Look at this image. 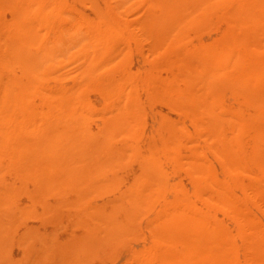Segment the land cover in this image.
Masks as SVG:
<instances>
[{
    "label": "rangeland",
    "instance_id": "rangeland-1",
    "mask_svg": "<svg viewBox=\"0 0 264 264\" xmlns=\"http://www.w3.org/2000/svg\"><path fill=\"white\" fill-rule=\"evenodd\" d=\"M13 1L0 0V75L6 74L5 77L9 73L2 62L3 45L6 43L3 30L11 29L13 18L12 9L6 8L5 4ZM30 1L36 2V15L52 11L58 17L63 8L66 14L63 13L61 19L66 26L80 16L93 25L95 38L99 33L112 42L115 52L111 65L107 67L109 70L113 66L109 76L117 81L129 78L131 96L140 110L126 109L122 124L116 128L115 134L120 133V139L115 140L117 146L114 145V150L116 147L117 151L124 148L127 153L122 162L108 172L107 178L115 184L112 190L104 191L102 195L90 192L88 200L78 206L80 197L77 190H64L47 197L43 202L45 206L62 212L63 216L58 220L52 215L48 216L50 219L45 216L42 205H31L26 194L16 199L15 221L18 224V219L22 220L14 227L13 240L10 239L13 243L8 247H11L12 262L24 255L21 235L31 228L39 235L57 237L59 242L71 237L81 239L92 228L97 229V219L88 212L99 206L109 211L110 206L106 203L121 197L128 187L136 183L145 166L155 165L168 180L171 193L167 198H179L188 214L200 215L209 230H221L235 248L236 259L224 261V250L214 247L213 257L203 264H264V0H237L238 3L235 0H210V6L199 3L192 14L194 19L190 17L193 25L178 32L177 38L174 37L170 44L166 42L164 48L154 40L147 23L149 15L156 17L161 13L154 0H98L101 6L99 14L96 8H88L83 0L27 2ZM251 10L258 14L255 15L257 19L261 16V21L257 22L252 17L242 19ZM83 34L86 35L84 48L71 51L72 57L47 79L48 86L69 88L76 80L78 69L86 70L82 55L91 53L87 47L91 33ZM30 49L35 52V47ZM14 70L9 68L8 72L13 75ZM209 70L215 75L210 92H204L200 89L202 83L194 81L202 82L204 74V78L208 77ZM18 71L13 77L20 75ZM43 96L38 94L34 98L33 104L38 112L42 111ZM85 96L93 114L85 116L84 122L92 133H96L103 119L111 118L108 101L96 88L87 89ZM200 99L204 105L197 103ZM203 99L207 101L203 102ZM205 104L228 123L224 137L238 140L241 155L237 161L242 162L239 170L229 168L226 159L217 151L219 144L209 135ZM102 116L104 118L100 119ZM130 128L135 136L130 134ZM256 149L260 162L254 156ZM9 162L4 159L2 166H8ZM198 165L206 168L205 173H194L193 168ZM80 168L75 166L76 170ZM5 175L6 182L20 186L13 173ZM218 182L223 187L216 186ZM29 189L33 190V186L29 185ZM225 199L228 201L224 203ZM29 208L34 209L35 215L24 216L23 212ZM123 216L120 215L121 218ZM88 228L91 229L88 231ZM145 233L135 239L128 237L126 246L129 247L124 242V246H119L122 248L114 252L109 250L108 254L104 251L103 255H97L84 264H129L133 250L139 251L151 245L149 234ZM147 255L152 258L150 264H174L176 261V252L162 244H157L156 249ZM57 258L49 264L75 262L73 257L67 258V262Z\"/></svg>",
    "mask_w": 264,
    "mask_h": 264
},
{
    "label": "bare ground",
    "instance_id": "bare-ground-1",
    "mask_svg": "<svg viewBox=\"0 0 264 264\" xmlns=\"http://www.w3.org/2000/svg\"><path fill=\"white\" fill-rule=\"evenodd\" d=\"M27 1L14 0L5 4L6 8L12 9L13 18L11 29L3 30L6 43L3 45L2 62L8 69V75H12L8 72L9 68L15 69V74L19 70L20 75L15 76L17 78L13 77L14 72L12 77L0 75V264H49L57 261V257L65 261L73 257L78 264L89 263L93 257L103 255L104 251L107 254L109 250L114 252L122 248L119 246H124V242L126 246L128 237H143L145 232L149 234L151 245L139 251L133 250L129 264H150L152 258L147 253L156 249L157 244L176 252L174 264H203L213 257L214 247L224 250V261L236 259L230 238L219 229L209 230L200 215L188 214L179 198L168 199L167 194L171 190L167 178L160 173L159 166L147 165L140 179L128 187L121 197L106 203L110 206L109 211L99 206L88 212V215H94L97 219V229L88 228L91 231L81 239L71 237L65 242H59L57 237L39 235L31 228L21 235L24 255L12 262L11 247H8L13 243L10 239L17 224L14 216L16 212L13 211L16 199L26 194L31 205H42L45 216L52 215L58 220L63 216L62 212H56L49 205L45 206L43 202L47 197L64 190H77L80 197L78 206L88 200L90 196L87 194L90 192L102 195L104 191L112 190L115 184L107 178L108 172L116 168L127 153L124 148L122 151V148L117 151L118 147L114 150L116 141L120 139V133L115 134L116 128L122 124L126 109L131 108L135 112L140 110L131 96L132 83L129 78L117 81L109 76L113 66L109 70L107 67L111 65L115 52L112 42H108L99 33L95 38L93 25L80 16L66 26L61 19V15L66 14L63 8L58 17L52 11L36 15V2ZM83 1L88 8H96L98 14L101 13L98 0ZM199 3L210 6V0H154L161 13L156 17L149 15L147 23L161 48H164L166 42L170 44L174 37L177 38L178 32L193 25L192 14L196 12ZM246 13L242 19L252 17L258 22L261 17L259 15L257 19L255 15L258 14L253 10ZM82 31L91 33L87 39L91 53L82 55L86 70L78 69L76 80L69 88L48 86L47 79H50L51 73L58 66L72 57L71 51L84 48L86 35ZM31 47H35V52H31ZM214 75L210 71L208 77L204 78V74L202 82H194L202 83V87L198 88L210 92ZM247 79L250 77L247 76ZM242 81L245 82L244 79ZM93 88L98 89L107 99L111 114V118L99 117L104 119L96 133H92L84 122L85 116L93 114L85 91ZM38 94L44 95L40 112L35 110L33 104ZM197 103L203 104L201 99ZM204 107L208 115V126H205L209 128V135L219 144L217 151L226 159L229 168L239 170L242 162L237 161L241 155L238 140L235 137H224L228 123L219 114H215L210 105ZM130 131L133 136L134 131L131 128ZM254 156L260 162L257 149ZM4 159L10 160L6 167L2 166ZM76 165L81 167L80 170L75 169ZM193 169L195 174H202L206 168L198 165ZM5 173H13L20 186L6 182ZM213 181L217 182L216 179ZM29 185L33 186V190L29 189ZM216 186L223 187L221 182L216 183ZM33 210L27 209L23 212L24 216L33 213ZM120 215H124L123 218ZM21 220L18 219V224Z\"/></svg>",
    "mask_w": 264,
    "mask_h": 264
}]
</instances>
